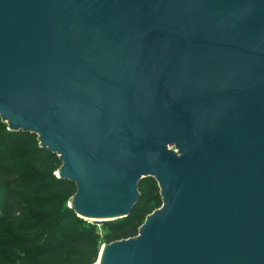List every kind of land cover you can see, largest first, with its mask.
I'll return each instance as SVG.
<instances>
[{
	"label": "water",
	"instance_id": "1",
	"mask_svg": "<svg viewBox=\"0 0 264 264\" xmlns=\"http://www.w3.org/2000/svg\"><path fill=\"white\" fill-rule=\"evenodd\" d=\"M0 121L58 157L85 221L155 180L98 264H264V0H0Z\"/></svg>",
	"mask_w": 264,
	"mask_h": 264
},
{
	"label": "trees",
	"instance_id": "2",
	"mask_svg": "<svg viewBox=\"0 0 264 264\" xmlns=\"http://www.w3.org/2000/svg\"><path fill=\"white\" fill-rule=\"evenodd\" d=\"M60 167L35 134L0 125V201L8 195L15 201L12 215L0 218V264H94L103 243L137 235L160 197L155 180L143 179L132 213L101 222L102 235L68 207L76 187L55 175Z\"/></svg>",
	"mask_w": 264,
	"mask_h": 264
},
{
	"label": "rangeland",
	"instance_id": "3",
	"mask_svg": "<svg viewBox=\"0 0 264 264\" xmlns=\"http://www.w3.org/2000/svg\"><path fill=\"white\" fill-rule=\"evenodd\" d=\"M0 125H3V127L7 130V131H9L8 130V127H7V124L6 123H1V121H0ZM12 132V131H11ZM55 174H57V171H56V173ZM10 195H8V196H6L5 198L3 197L2 198V201H0V218H5V217H8V216H10V215H12V207H11V204L13 203V202H15L14 201V199L13 198H11V197H9ZM68 203H69V201H68ZM161 205H162V201H161V197H159L158 198V201H157V204H156V206H155V208L153 209V211H155V210H157V209H159L160 207H161ZM152 211V212H153ZM151 212V213H152ZM150 213V214H151ZM149 215V214H148ZM147 215V216H148ZM15 216H16V214H15ZM146 216V217H147ZM145 217V218H146ZM145 220V219H144ZM144 220H143V222H144ZM143 222H142V224H143ZM94 224H95V228H96V230L99 232V233H101V230H102V225H101V223L100 222H94ZM141 224V225H142ZM140 225V226H141ZM139 226V227H140ZM138 227V228H139ZM138 231V230H137ZM102 235H103V233H101ZM104 244H108V243H103L102 245H104ZM101 245V246H102Z\"/></svg>",
	"mask_w": 264,
	"mask_h": 264
},
{
	"label": "bare ground",
	"instance_id": "4",
	"mask_svg": "<svg viewBox=\"0 0 264 264\" xmlns=\"http://www.w3.org/2000/svg\"><path fill=\"white\" fill-rule=\"evenodd\" d=\"M101 250H102V248L100 249L99 257L97 258L96 264L99 263V260H100V257H101Z\"/></svg>",
	"mask_w": 264,
	"mask_h": 264
},
{
	"label": "built area",
	"instance_id": "5",
	"mask_svg": "<svg viewBox=\"0 0 264 264\" xmlns=\"http://www.w3.org/2000/svg\"><path fill=\"white\" fill-rule=\"evenodd\" d=\"M96 261H97V260H96ZM94 264H96V262H95Z\"/></svg>",
	"mask_w": 264,
	"mask_h": 264
}]
</instances>
